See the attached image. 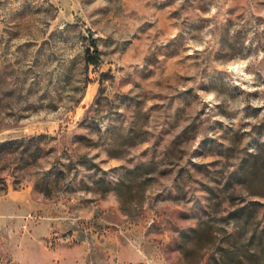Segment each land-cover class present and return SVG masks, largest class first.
I'll return each mask as SVG.
<instances>
[{
  "label": "rangeland",
  "instance_id": "rangeland-1",
  "mask_svg": "<svg viewBox=\"0 0 264 264\" xmlns=\"http://www.w3.org/2000/svg\"><path fill=\"white\" fill-rule=\"evenodd\" d=\"M0 264H264V0H0Z\"/></svg>",
  "mask_w": 264,
  "mask_h": 264
},
{
  "label": "trees",
  "instance_id": "trees-1",
  "mask_svg": "<svg viewBox=\"0 0 264 264\" xmlns=\"http://www.w3.org/2000/svg\"><path fill=\"white\" fill-rule=\"evenodd\" d=\"M88 61H89V62H94V60H88ZM89 62H88V63H89Z\"/></svg>",
  "mask_w": 264,
  "mask_h": 264
}]
</instances>
